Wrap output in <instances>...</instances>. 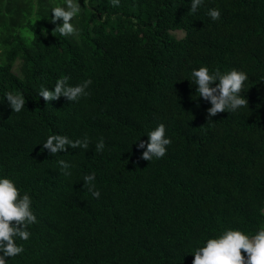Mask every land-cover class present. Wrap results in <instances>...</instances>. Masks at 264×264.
<instances>
[{
	"label": "trees",
	"instance_id": "1",
	"mask_svg": "<svg viewBox=\"0 0 264 264\" xmlns=\"http://www.w3.org/2000/svg\"><path fill=\"white\" fill-rule=\"evenodd\" d=\"M78 3V34L62 37L51 9L64 0H0V178L37 218L6 264H192L207 239L264 228V0H204L194 14L191 0ZM201 66L246 73L248 107L208 119L191 82ZM64 76L90 79L89 95L45 103L39 90ZM7 92L25 97L19 113ZM161 123L172 143L145 161L136 145ZM50 135L89 148L50 155ZM93 172L98 199L83 183Z\"/></svg>",
	"mask_w": 264,
	"mask_h": 264
},
{
	"label": "clouds",
	"instance_id": "2",
	"mask_svg": "<svg viewBox=\"0 0 264 264\" xmlns=\"http://www.w3.org/2000/svg\"><path fill=\"white\" fill-rule=\"evenodd\" d=\"M204 0H191V13H195L203 4ZM113 6H119L120 0H111ZM82 7L78 0H64L63 6L51 9V22L56 26L53 33H59L62 37H70L78 34L72 21L81 13ZM208 16L213 20H219L221 13L219 9L210 8ZM62 21L57 23V21ZM54 36V35H53ZM191 82L196 85L198 96L210 102L211 107L207 109L208 119L218 113L235 112L242 107H248V101L241 95L244 82L248 79L246 73L231 70L221 73L219 70L210 73L207 67L201 66L191 73ZM69 77L58 79L52 90L41 88L38 92L45 103L50 100H58L65 97L68 101H77L82 96H87L86 91L92 81L85 80L83 83L71 86L68 84ZM215 86H212L213 83ZM5 99L11 110L19 113L25 107V97L22 94L5 93ZM147 141L140 140L136 147L144 149L141 159L151 161L153 158L160 159L166 154V146L172 143L165 135L164 124H159L154 130L147 134ZM89 138L75 141L64 135H50L42 144L43 149L48 150L50 155L68 148H89ZM104 141L101 138L96 143L97 152L104 149ZM64 170V175H70L67 171L69 164L64 160L58 161ZM95 173L85 175L83 183L95 198L100 197V192L95 188ZM37 222L36 216L31 209V198L28 194L21 196L13 181L8 178H0V264H6V258L15 257L24 251L18 246L16 239L28 240L30 225ZM242 252L246 255H243ZM192 264H264V228L259 229L255 235L249 237L239 230L227 229L218 238H209L206 243L192 253Z\"/></svg>",
	"mask_w": 264,
	"mask_h": 264
},
{
	"label": "rangeland",
	"instance_id": "3",
	"mask_svg": "<svg viewBox=\"0 0 264 264\" xmlns=\"http://www.w3.org/2000/svg\"><path fill=\"white\" fill-rule=\"evenodd\" d=\"M172 33L177 37V38H181L184 36V31L179 29L176 31H172ZM19 65H20V60H16L14 65H13V72L17 75H20V70H19Z\"/></svg>",
	"mask_w": 264,
	"mask_h": 264
}]
</instances>
